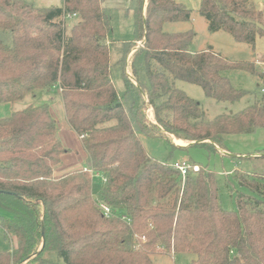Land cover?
I'll return each mask as SVG.
<instances>
[{
    "label": "trees",
    "instance_id": "1",
    "mask_svg": "<svg viewBox=\"0 0 264 264\" xmlns=\"http://www.w3.org/2000/svg\"><path fill=\"white\" fill-rule=\"evenodd\" d=\"M146 3L131 0L136 40L122 53L127 58L138 42L143 46L131 57L133 80L119 63L120 95L104 0H63L51 8L0 0V104L35 99L38 92L61 97L67 123L81 138L85 169L103 179L98 200L132 220L103 215L89 171L55 175L69 151L50 106L31 104L0 118V231L9 244L17 242L0 249V264H29L46 251L63 264H154L157 255L186 253L196 257L191 264H264V172H235L250 193H238L236 209L228 211L216 172L199 165L183 181L175 165L150 157L141 140L162 138L176 147L174 138L209 153L228 152V137L264 129V57L232 61L211 46L194 52V31H164L190 22L192 12L177 0ZM199 14L210 33H227L253 49L264 27L254 0H201ZM72 18L77 21L69 25ZM230 71L255 76L261 88L235 114L208 121L201 104L177 88L188 83L217 103L236 104L248 93L224 76Z\"/></svg>",
    "mask_w": 264,
    "mask_h": 264
},
{
    "label": "rangeland",
    "instance_id": "2",
    "mask_svg": "<svg viewBox=\"0 0 264 264\" xmlns=\"http://www.w3.org/2000/svg\"><path fill=\"white\" fill-rule=\"evenodd\" d=\"M25 3L34 5L38 8L61 7L63 0H22ZM192 12L190 22L173 23L164 26V31L167 33H183L194 31L196 34L193 51L201 52L209 46L213 47L214 51L225 59L238 62H261L264 57V27L262 32L257 37L255 48L247 44L237 43L230 35L224 32L210 33L208 31L207 21L199 14L201 0H177ZM147 0H145V4ZM258 9L263 13L264 17V0H254ZM146 6V5H145ZM104 7L109 10L111 33L109 40L113 42L110 49L112 63V78L119 94L123 93L125 86L123 81L124 69L121 61L125 63V71L133 80L131 74V57L143 46V41L136 44V48L127 56L124 57L122 48L124 44L134 43L136 40L135 33V16L131 10V0H104ZM145 10V9H144ZM76 18L68 20L69 25L74 24ZM234 88L245 91L248 95L237 102L236 104L217 103L212 99H208L202 88L184 82H177V88L184 91L189 97L201 104L206 114V120H213L215 117L222 114H235L250 106L254 98L261 95V88L257 78L247 72L230 71L224 73ZM61 97L56 94L45 95L42 92L37 93V98L30 96L23 102L15 104H0V118L9 117L15 110L20 108L24 103L28 106L31 104L46 103L53 109V116L59 122L61 132L67 129L65 121V113L61 104ZM30 103V104H29ZM145 114L149 121L154 122L153 111L151 108H145ZM66 126V127H65ZM77 136V135H76ZM78 137V136H77ZM59 138V135H58ZM60 139V138H59ZM142 143L148 155L162 163L169 165L191 163L198 166L209 167L216 172L218 177L219 190L221 195L222 206L228 211L236 209L235 197L238 193L250 192L240 188L235 179V172L253 173L254 171L264 172V159H255L257 155L260 157L264 154V129L258 130L251 135L230 136L226 140L228 152L209 153L206 149L191 148L188 144L182 141H176L173 138L174 147L169 141L162 138H153L146 135H141ZM64 143L69 147V152L65 159L72 166L67 169L71 172L74 170L84 169L80 165L85 163L86 155L82 148L81 138L78 140H64ZM183 143V144H182ZM64 146V145H63ZM64 157V156H63ZM93 180V197L97 201L99 199L100 189L103 186V179L100 177H92ZM99 201V200H98ZM0 214H4L0 211ZM0 249L8 251L10 246L4 242L0 232ZM193 254H164L157 255L153 258L154 264H191L195 259ZM29 264H63L58 258L55 251H46L41 260L32 261Z\"/></svg>",
    "mask_w": 264,
    "mask_h": 264
},
{
    "label": "crops",
    "instance_id": "3",
    "mask_svg": "<svg viewBox=\"0 0 264 264\" xmlns=\"http://www.w3.org/2000/svg\"><path fill=\"white\" fill-rule=\"evenodd\" d=\"M124 91H125V89H124ZM124 91H123V93H124ZM123 93H121L120 95H122ZM145 102H146V100H145ZM29 104H30V103H29ZM61 104H62V102H61ZM24 106L27 107L28 105H27L26 103H24L22 106H20V108H17V109H23V108H25ZM15 111H18V110H15ZM51 111H52V114H53V109H52V108H51ZM55 118H56V117H55ZM56 120H57V118H56ZM65 120H66V118H65ZM57 122H58V120H57ZM65 122H66V124H67V129L63 130V133H62V132H61V131H62L61 128H59V133H58V135H59V138H60V140L62 141L64 147H65L67 150H69V147L66 146V144L64 143V140H72L73 138H74L75 140H78V137L76 136L75 132L71 130V128L69 127L67 121H65ZM58 124H59V122H58ZM59 127H60V126H59ZM65 127H66V126H65ZM257 156H258V155H257ZM65 157H66V155H64V157H62V162H61V164H60L59 166H57L56 169H55V171H54V173H55L56 176H62V175H64V174L68 173L69 171H67V169H69V168L72 166V164H73V163H70V162H71L70 160L68 161L67 159H65ZM85 165H86V161H85L84 164L82 163V164L80 165V168H83ZM97 177H100V176H97ZM100 178H101V177H100ZM0 232H1V236H2V238H3V240H4V242L7 243V244L10 246V249H12L13 247H16V246H17V242H16V240H14L13 242H11V243L9 244V243L5 240L4 235H3V232H2V231H0ZM10 249H9V250H10Z\"/></svg>",
    "mask_w": 264,
    "mask_h": 264
},
{
    "label": "built area",
    "instance_id": "4",
    "mask_svg": "<svg viewBox=\"0 0 264 264\" xmlns=\"http://www.w3.org/2000/svg\"><path fill=\"white\" fill-rule=\"evenodd\" d=\"M175 167L179 171L180 176L182 177L183 181H185V179L187 178V176L190 173H197L200 169L198 165H193L191 163H182V164L177 163V164H175ZM85 171H89V170L85 169ZM89 172L92 174L93 178L98 176V175H94L91 171H89ZM98 206L106 218L113 217L114 215H117V217H119L122 221H124L128 225H130L132 223V220L130 217H128L125 214H120V213L115 214L114 210L111 209L106 204H104L103 202L98 201Z\"/></svg>",
    "mask_w": 264,
    "mask_h": 264
},
{
    "label": "water",
    "instance_id": "5",
    "mask_svg": "<svg viewBox=\"0 0 264 264\" xmlns=\"http://www.w3.org/2000/svg\"><path fill=\"white\" fill-rule=\"evenodd\" d=\"M44 247V245L42 246V248Z\"/></svg>",
    "mask_w": 264,
    "mask_h": 264
},
{
    "label": "bare ground",
    "instance_id": "6",
    "mask_svg": "<svg viewBox=\"0 0 264 264\" xmlns=\"http://www.w3.org/2000/svg\"><path fill=\"white\" fill-rule=\"evenodd\" d=\"M183 144V143H182Z\"/></svg>",
    "mask_w": 264,
    "mask_h": 264
}]
</instances>
